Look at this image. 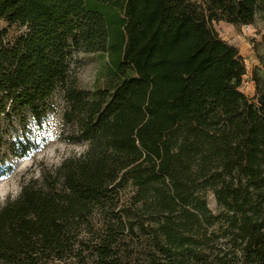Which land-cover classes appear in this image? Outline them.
Returning a JSON list of instances; mask_svg holds the SVG:
<instances>
[{
    "label": "trees",
    "instance_id": "trees-1",
    "mask_svg": "<svg viewBox=\"0 0 264 264\" xmlns=\"http://www.w3.org/2000/svg\"><path fill=\"white\" fill-rule=\"evenodd\" d=\"M259 13L264 0H0V173L40 149L57 93L65 141L86 145L0 206V264H121L138 233L154 264H264V81L243 93L245 61L213 26ZM3 22L26 32L10 44ZM80 53L110 57L106 88H79Z\"/></svg>",
    "mask_w": 264,
    "mask_h": 264
},
{
    "label": "rangeland",
    "instance_id": "rangeland-1",
    "mask_svg": "<svg viewBox=\"0 0 264 264\" xmlns=\"http://www.w3.org/2000/svg\"><path fill=\"white\" fill-rule=\"evenodd\" d=\"M2 28L7 30V42L12 44L26 32V28L3 22ZM214 28L220 37L235 46L243 57L247 74L243 78L241 90L249 98L257 94L254 74L259 73L264 81V14L259 13L255 23L250 26H235L224 21L214 22ZM111 61L107 54L80 53L78 56L77 84L85 90L106 88L110 82ZM52 112L47 116L43 126L33 127V135L40 143V149L27 158L13 159L14 171L9 175L0 173V206L8 200H14L21 194L24 184L30 179H38L44 171L55 170L69 157L79 155L86 150V145H76L65 141L69 127L64 122L65 101L62 93H57L51 100ZM132 181L127 182L120 192L121 202L128 205L136 192ZM206 197L209 208L215 213L220 207L211 189H207ZM150 232L148 230L146 233ZM134 240H128L122 246L123 260L121 264H154L157 254L154 243L148 240L147 234L138 233ZM158 256V255H157ZM158 259V258H157Z\"/></svg>",
    "mask_w": 264,
    "mask_h": 264
}]
</instances>
